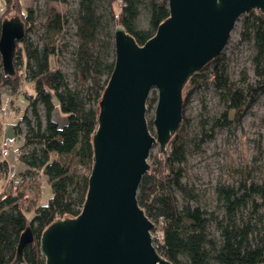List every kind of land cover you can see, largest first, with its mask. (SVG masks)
<instances>
[{
	"label": "trees",
	"instance_id": "1",
	"mask_svg": "<svg viewBox=\"0 0 264 264\" xmlns=\"http://www.w3.org/2000/svg\"><path fill=\"white\" fill-rule=\"evenodd\" d=\"M108 2L114 26L122 24L139 45L152 38L169 17L168 0ZM98 5L99 0H79L75 18L78 84L73 89L66 75L54 67L52 61L56 39L64 26L61 12L54 7L48 11L44 22L47 40L40 47L26 37L36 26L33 10H25L22 0H0V26L6 16L14 14H19L25 22V34L17 42L14 57L16 73L9 76L0 71V85H8L11 94H19L21 84L28 78L33 88L28 93L26 109L15 123L17 132L21 122L26 125L22 146L33 147L20 155L26 168L12 179L31 173L36 180L47 181L51 187L45 203L31 204L27 194L30 182L26 179L21 184H13L12 192L0 197V264H10L15 259L20 234L28 225L34 240L26 244L24 262L18 264H45L40 251L43 231L57 218L75 217L83 208L94 164L93 135L100 102L115 62L114 34L105 27ZM142 12L147 17L146 25L140 23ZM103 29L106 36L99 39ZM241 35L254 41V81H250L244 71L239 81L241 85L233 81L223 52L193 73L183 87V116L179 128L169 140L162 158L157 159L154 166L150 164L139 186V203L154 222L152 230L157 251L171 264L264 262V214H259L258 219L254 216L264 207V181L244 179L237 186L218 184L215 188L217 208L211 211L189 202L198 201L199 194L182 181L181 164L186 159L182 139L189 125L184 111L190 91L212 75L213 84L227 106L215 118L212 130L219 125L233 127L238 119L230 118L228 110H240L247 100L264 93V12L253 9L244 13ZM151 93V105L156 104L157 91L153 89ZM56 110L65 116L64 123L55 118ZM211 136L212 132H206L202 140ZM3 164L0 160V180L7 178ZM177 192L188 201L179 205ZM211 226L216 228L217 235L211 232Z\"/></svg>",
	"mask_w": 264,
	"mask_h": 264
},
{
	"label": "water",
	"instance_id": "2",
	"mask_svg": "<svg viewBox=\"0 0 264 264\" xmlns=\"http://www.w3.org/2000/svg\"><path fill=\"white\" fill-rule=\"evenodd\" d=\"M169 17L139 45L122 24L114 26V68L103 92L93 135L94 164L81 212L57 218L40 237L45 264H171L155 246L149 218L138 200L150 169L155 143L163 153L183 116V87L189 77L222 53L238 19L250 10L264 12V0H168ZM25 34L19 14L0 26L3 72L16 73L17 42ZM157 102L151 132L146 116L152 90ZM28 225L16 257L33 242Z\"/></svg>",
	"mask_w": 264,
	"mask_h": 264
},
{
	"label": "rangeland",
	"instance_id": "3",
	"mask_svg": "<svg viewBox=\"0 0 264 264\" xmlns=\"http://www.w3.org/2000/svg\"><path fill=\"white\" fill-rule=\"evenodd\" d=\"M22 1L25 10H33V21L36 25L28 32L26 37L40 47H43L47 40L44 22L48 11L54 7L63 15L64 26L61 34L56 39L54 47L55 55L52 61L53 66L60 69L66 75L70 86L73 89L76 88L78 78L75 65V51L78 40L75 18L77 16L79 0H68L66 3L60 0ZM98 6V11L103 14L105 27L114 32V24L110 20V3L108 0H99ZM242 20L243 15L235 24L227 45L222 51L226 56L227 70L231 79L237 81L240 85L242 83L239 81L243 71L249 76L250 81H254L255 79L252 59L256 52L253 39H245L241 35ZM140 23L141 25L147 24L145 12L141 14ZM106 24H109V27ZM105 34L106 29H103L98 38H105ZM0 71H3L2 67ZM104 79L105 77L103 81ZM86 84L89 85L90 82L88 81ZM20 88L21 93L18 94L20 100L18 106H23L22 108L25 110L28 93L33 91L32 83L28 78H25ZM9 89L8 85H0V95L2 91L7 92ZM152 97L153 94L151 93L147 101L148 110L146 116L151 132L155 134L153 119L156 104L151 105ZM2 99L6 101L7 96L4 97L3 95ZM40 108L42 115H44L43 106L41 105ZM226 108L227 106L222 101L219 91L213 84L212 75H210L209 80H201L200 84L190 91L184 111L189 125L182 139L186 148V159L181 164L184 170L182 181L192 186L199 194L198 201L190 200L189 202L192 205H199L209 211L217 208L215 188L218 184L225 183L237 186L244 179L248 182L264 181V93L254 100H247L240 110H228L230 118L238 119L233 127L219 125L215 126L214 130H212L215 118ZM28 115L31 116V113L29 112ZM56 115L60 116L59 113H56ZM25 131L26 125L24 122H21L17 132L19 136L16 135V138L18 140L23 138L24 140ZM206 132H212V136L203 141L202 137ZM11 142L13 147H16L18 151L20 150L23 153L33 147V145L24 147L18 141L16 146L13 141ZM162 156L163 153L160 151V145L155 143L150 150L149 164L154 166L156 160L161 159ZM2 168L6 173L8 172L7 164L5 166L3 164ZM9 177L11 178L10 180L8 178L0 180V197L3 193L12 190V175L9 174ZM24 178L30 182L27 194L29 199H31V204L45 203L48 200L47 197L51 192V187L43 180H36V177L31 173H28ZM177 199L179 205L188 201L179 192H177ZM259 214H264V207L254 215L255 219L259 218ZM210 230L212 233L218 234L214 226H211ZM261 264H264V262Z\"/></svg>",
	"mask_w": 264,
	"mask_h": 264
},
{
	"label": "crops",
	"instance_id": "4",
	"mask_svg": "<svg viewBox=\"0 0 264 264\" xmlns=\"http://www.w3.org/2000/svg\"><path fill=\"white\" fill-rule=\"evenodd\" d=\"M3 95H4V97L7 96L6 101L2 99ZM0 96H1L0 97V105L2 107L8 108L10 111V114L7 117H5V124H4V129H3L4 138L7 140H10V141H13L14 145L16 144V146H17V141L20 142L21 144H23V142H24L23 138L19 139V140L16 138L19 135L17 134V130L15 128V123L20 118L21 113H23V111H24L23 110L24 108H22L23 106L22 107L18 106L19 101H20L19 96H18V94H12L11 95L10 90H8L7 92L2 91V94ZM4 99H6V98H4ZM25 107H26V104H25ZM56 113H59V112L56 110ZM55 118L58 119L60 121V123H64L66 121L65 116L62 114H60L59 117L57 115H55ZM13 150H14V152H13ZM13 150L11 151V154L8 158L9 168H7V170H8L7 173H9L12 176L24 171L26 168L25 165L21 162V160L16 157V151H18V149H16V147H13ZM45 183H47L50 186V184L47 181H45ZM11 192H12V190L10 192H5V193H11ZM5 193H3L2 196ZM47 199H48V197H47Z\"/></svg>",
	"mask_w": 264,
	"mask_h": 264
},
{
	"label": "built area",
	"instance_id": "5",
	"mask_svg": "<svg viewBox=\"0 0 264 264\" xmlns=\"http://www.w3.org/2000/svg\"><path fill=\"white\" fill-rule=\"evenodd\" d=\"M9 109L0 105V160L8 166V158L13 150V144L10 140L4 138L3 129L5 124V117L9 115ZM22 154L21 151H16V157L19 158ZM7 178L10 180L9 173ZM25 178L23 176H17L12 180V184H21ZM13 186V185H12Z\"/></svg>",
	"mask_w": 264,
	"mask_h": 264
}]
</instances>
